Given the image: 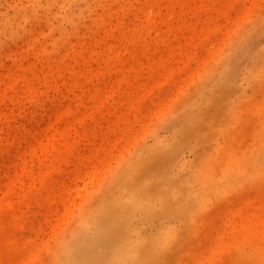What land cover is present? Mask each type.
<instances>
[{"label":"rangeland","instance_id":"374dc122","mask_svg":"<svg viewBox=\"0 0 264 264\" xmlns=\"http://www.w3.org/2000/svg\"><path fill=\"white\" fill-rule=\"evenodd\" d=\"M0 264H264V0H0Z\"/></svg>","mask_w":264,"mask_h":264},{"label":"bare ground","instance_id":"6f19581e","mask_svg":"<svg viewBox=\"0 0 264 264\" xmlns=\"http://www.w3.org/2000/svg\"><path fill=\"white\" fill-rule=\"evenodd\" d=\"M151 242H152V240H151ZM153 243H154V242H153ZM151 245H152V244H151ZM153 246H154V245H153ZM152 248H153V247H152ZM149 249H150V248H149ZM139 251H140V250L138 249V252H139ZM148 251H149V250H148ZM150 251H153V250L150 249ZM146 253H147V251H145L144 255H145ZM148 254H149V253L146 254V257H148ZM123 256H125V255H123V254H121V253H118V254L116 255V257H117L118 260H121Z\"/></svg>","mask_w":264,"mask_h":264}]
</instances>
